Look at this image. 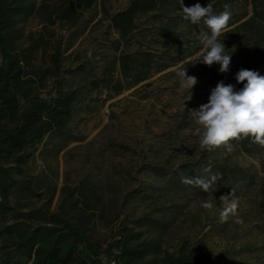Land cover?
Here are the masks:
<instances>
[{"label": "rangeland", "instance_id": "rangeland-1", "mask_svg": "<svg viewBox=\"0 0 264 264\" xmlns=\"http://www.w3.org/2000/svg\"><path fill=\"white\" fill-rule=\"evenodd\" d=\"M131 1L97 0L73 23L51 24L40 15L23 23L22 45L29 36L44 40L34 59V68L45 73L36 92L47 98L54 88L81 87L85 97L64 139L50 135L23 164L10 165L19 185L29 184L32 191H14L8 205L26 227L40 223L35 215H28L35 211L75 212L90 240L103 249L118 237L123 225L146 230L144 238L160 244L158 253L147 257L155 264H164L166 255L178 256L183 248L202 264H264V147L257 143L245 152L231 144V151L203 150L192 112L208 102L220 81L236 90L243 87L235 79L234 65L255 49L235 28L254 6L264 9V0H236L229 5V24L239 20L219 38L231 55L226 73L219 71V64L197 63L202 48L199 34L209 30L205 24L183 23L182 10L172 15L178 22L173 28L176 37L158 33V25L168 18L157 13L138 15L122 36L111 20ZM211 1L198 0L187 7L196 3L206 7ZM40 2L36 0L37 5ZM57 45L61 58L54 69L51 55ZM191 50L195 53L188 56ZM141 53L154 56V69L146 80L126 85L118 63L113 62L122 54ZM181 67L198 80L190 101H185L188 92L179 85ZM29 77L36 80L34 75ZM100 79H106V85L91 89L92 80ZM116 81L125 86L119 94L108 86ZM207 164L237 167L249 177L235 181L217 171L179 173L182 165L204 168ZM214 174L222 178L207 192L182 182L185 177L207 179ZM232 189L238 200L237 216L221 222L220 197ZM204 202H212L213 209L205 210ZM170 206L166 227L150 228L141 222L159 219L158 208Z\"/></svg>", "mask_w": 264, "mask_h": 264}, {"label": "trees", "instance_id": "trees-1", "mask_svg": "<svg viewBox=\"0 0 264 264\" xmlns=\"http://www.w3.org/2000/svg\"><path fill=\"white\" fill-rule=\"evenodd\" d=\"M198 0H184L188 6ZM236 0H212L214 13L224 10L225 4ZM97 0H0V264H155L156 260H147L160 249L156 240L144 238V231H135L125 225L119 228L117 238L106 248H102L89 238L83 220L75 212L48 213L44 209L32 212L40 223L26 227L17 221L13 208L8 205L9 196L14 191L30 194L29 184L19 185L13 177L11 166L23 164L31 150L41 145L50 135L62 139L67 134L75 112L84 101V88L67 91L54 90L43 98L36 92L42 86L44 72L34 68L37 50L44 42L42 38L29 36L22 45V25L30 17L40 15L49 23L55 21L73 23L85 10L91 8ZM179 0H132L128 6L112 17V27L125 36L138 15L157 13L168 18L158 25V33L166 38L176 37L174 27L178 22L172 15L181 11ZM239 20V19H238ZM235 21L230 25L237 23ZM187 25L190 21L181 20ZM245 37L255 53L246 55L234 65L236 73L240 69L258 71L264 75V9L255 6L252 14L240 22L236 28ZM240 41V40H239ZM195 53L187 52L188 56ZM61 58L59 46L51 55L52 66L57 68ZM154 56L141 53L138 56L122 54L113 64L118 63L120 73L126 85H136L146 80L152 73ZM34 75L36 80L30 78ZM106 79L92 80L91 89H98ZM111 89L119 94L125 88L120 81L111 83ZM245 152L257 143L250 139L231 141ZM211 166L227 179L244 180L249 176L241 169L230 166L207 164L204 168L182 165L179 173L183 176L198 174ZM173 206L158 208L159 219L147 218L141 222L150 228H164L171 216ZM139 222V221H134ZM149 233V231H148ZM164 264H202L193 258L187 249L180 250L174 257L166 255Z\"/></svg>", "mask_w": 264, "mask_h": 264}, {"label": "clouds", "instance_id": "clouds-1", "mask_svg": "<svg viewBox=\"0 0 264 264\" xmlns=\"http://www.w3.org/2000/svg\"><path fill=\"white\" fill-rule=\"evenodd\" d=\"M183 12V19L192 24H199L203 20L209 31H201L199 42L202 45L198 53L197 63H202L211 67L219 64V71L226 73L229 71L231 55L225 53V45L219 39L229 31V21L231 19L230 6L224 5L222 12L214 13L213 5L201 6L196 3L187 7L184 0H179ZM179 85L183 90H187L188 95L185 101L193 98V87L198 83L195 76L187 74V69L181 67L177 71ZM237 83H242L243 87L236 90L233 84H225L223 81L217 83L212 89L208 102L202 104L197 110H192L198 128L201 149L212 151L224 147L231 151V141L250 139L253 143H258L264 147V75L258 71L240 69L235 76ZM211 171L209 165L204 169ZM221 175L214 174L205 179L202 177L183 178L182 182L201 188L207 192L211 186L220 180ZM220 201L223 208L220 212L221 222H226L230 216H237L238 200L234 198V189L230 194L222 195ZM202 207L205 210H212V202H204ZM237 223L243 220L237 219Z\"/></svg>", "mask_w": 264, "mask_h": 264}]
</instances>
